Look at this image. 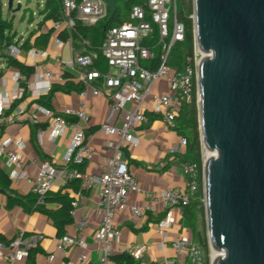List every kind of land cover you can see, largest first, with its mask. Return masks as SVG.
Listing matches in <instances>:
<instances>
[{"label":"built area","instance_id":"1","mask_svg":"<svg viewBox=\"0 0 264 264\" xmlns=\"http://www.w3.org/2000/svg\"><path fill=\"white\" fill-rule=\"evenodd\" d=\"M60 1L62 20L54 24L55 31H59L63 24L67 31H70L76 21L83 26H94L110 15L104 0ZM184 37L185 26L177 18V0H144L133 4L128 13V21L110 27L104 34L99 53L106 70L94 67V61L98 58L95 53L71 56L68 61L57 60L63 69H84L79 75V80L84 86L80 92V108L76 111L66 109L62 114H57L46 107L38 108V113L46 120L47 127L52 130V140L65 129L72 133L71 144L63 159V168L67 169L70 165L87 164L93 158V150L85 134L89 124L84 101L87 89L93 96L104 95L109 101V113L98 131L106 136L117 137L118 143L114 148L115 154L106 158L100 166V174H85L78 169L58 170L52 163L44 161L39 163L37 175L30 180L31 194L36 198V206H46L45 198L59 178L77 179L80 180L82 189L93 188L100 191L97 211L100 228L94 236V243L101 253L103 264L109 263V258L117 252L120 243V231L113 222L116 213L128 210L135 217H140L160 207L165 212V218H170L172 210L188 205L197 191L199 169L196 164L188 163L183 165L187 178L185 190L171 188L150 196V201L142 208L130 204V195L141 191L129 172L127 162L120 157L121 149L124 147L139 145V140L133 133L139 123L147 120L146 113L159 115L164 125L173 130L180 104L191 102L193 80L196 81L197 67L202 55L194 45L193 65L188 64L179 71L168 64L172 49L183 43ZM55 45L61 48L64 43L56 38ZM19 50L18 45L13 43L9 45L6 54L16 59ZM27 54L31 59L47 56V52L41 50H30ZM34 75L40 82L49 83V87L51 83L61 81L59 73L43 71L38 67ZM21 79L22 77L16 74L11 101L5 99L0 102V127L3 124L20 121L26 113L25 109L16 108L10 115L5 116L11 108V103L23 98L25 88L20 85ZM157 80L167 84L168 94L159 93V87L154 86ZM94 82L98 84L93 85ZM153 87L154 91L151 93ZM126 106L129 108L126 109ZM119 113H122V125L116 128L113 121ZM67 118L71 120L68 121ZM29 119L32 123H38V114L29 115ZM45 132V129H38L36 135L41 138ZM185 145L186 140L180 138L179 146L184 148ZM14 148L21 150L23 144L9 137L0 139V159L5 157L8 164L13 167V171L8 176L12 180L24 177L21 172L22 163ZM71 206L69 214L73 217L76 203L73 202ZM43 239L42 235L37 234L26 239L24 232L21 231L10 242L0 241V262L22 263L28 250L38 248ZM72 247L87 249L86 242L78 234V229L73 234L66 232L56 242V250L64 256ZM172 249L176 253L177 261L167 260L164 264H204L203 251L195 242L177 240L172 242ZM126 251L135 260L143 262L146 247L134 245L128 247ZM86 261L87 256L82 254L77 263L68 261L66 264H85Z\"/></svg>","mask_w":264,"mask_h":264},{"label":"crops","instance_id":"2","mask_svg":"<svg viewBox=\"0 0 264 264\" xmlns=\"http://www.w3.org/2000/svg\"><path fill=\"white\" fill-rule=\"evenodd\" d=\"M2 3L3 12L6 5L4 0H2ZM13 14L11 18L14 17ZM56 22L53 20L43 21L41 16L37 29H33L25 38L21 37L14 44H17L20 49L16 60L33 67L34 72L38 67L43 71H50L54 74L59 73L61 81L53 82L49 87V83L40 82L34 74L26 80L17 70L8 68L4 64L0 65L2 73L0 79V102L5 99L11 101L15 88L16 74L22 77L19 81L20 85L25 83L26 86L24 93L26 97L12 102L11 105L15 103V106L13 109L10 108L5 113V116L10 115L16 108L25 109L26 113L20 121L12 124H3L0 127V130L2 129L0 139L9 137L13 141H20L23 144L21 150L16 148L13 150L20 158L22 163L21 172L24 177L14 180L10 179L11 190L20 196L31 194L30 180L37 175L38 165L41 162H50L58 170L71 171L78 169L80 171L74 165H70L67 169L63 168V159L71 144L72 133L65 129L52 140V130L47 127L46 120L38 113V108L44 106L36 103L38 99L47 95L54 85L63 86L66 83H72L73 85L83 86V83L79 80V75L84 72V69H63L57 62L58 59L68 61L71 56L81 53L74 48L70 39L67 38V40L63 41L59 38V34L67 31V29L63 24L59 31H55L53 26ZM43 36H48L47 42L45 44L38 42L34 46L36 40H41ZM27 38H29L31 47L25 49L22 45ZM56 38L63 41V47L59 48L55 45ZM30 50L47 52V56L31 59L27 54ZM64 55L67 58H64ZM97 82L92 84L96 85L98 84ZM80 101V92L73 90L68 93L57 91L50 99L49 109L57 114H62L66 109L76 111L80 108ZM84 101L86 105L85 113L89 116V124L85 134H89L88 140L93 150V158L89 163L84 164L81 172L97 175L101 172L100 166L104 160L115 154L114 148L118 143V139L115 136H106L98 131V128L104 123L109 113L108 99L104 95L95 97L87 89ZM128 108L129 106H126V109ZM31 114H38V123L35 124L30 121L29 115ZM146 114H150V117L146 115L147 120L139 123L133 133L138 138L139 145L136 147H124L120 152V157L127 162L129 172L136 180L137 186L141 191V193L130 195V204H136L141 208L150 201V196L158 195L167 189L185 190L187 181L183 171L184 164L178 158H175L176 154L184 151V148L179 146V136L164 125L159 115L150 112ZM121 117L122 113H119L116 119L114 118V127H121ZM67 120L70 121L71 118H67ZM35 125H38V127L35 128ZM38 129H45L46 131L41 138L36 135ZM0 168L8 176L13 171V167L8 164L5 157L0 159ZM70 180L77 179H57L47 196L51 197L57 193H62L69 194L73 198L72 203H76L75 213L72 217L73 223L65 228V233L73 234L78 229V234L86 242V250L72 247L68 250L67 255L64 256L56 250V242L59 237L50 219L37 211L27 214L20 207L7 209L5 207V196L0 194V238L2 242H10L21 231L24 232L26 239L32 235H42L44 239L39 243L38 247L41 253H36L33 256L34 264H66L68 261L77 263L79 256L82 254L87 256L85 264H103L101 262V253L94 243V236L100 228V219L97 214L100 191L98 189H82L80 187V191L74 193L66 188V184ZM45 207L47 210H56L59 205L48 202ZM113 222L120 231V243L115 254L126 251L128 247L134 245H144L146 253L142 264H164L167 260L177 261L176 253L172 249V242L177 240L194 242L190 232V224L184 218L182 209H173L170 218H165V212L160 207H156L154 212H148L140 217H135L130 211L125 210L116 213ZM0 264L7 263L0 262ZM15 264H27V256L22 263ZM108 264L113 263L109 260Z\"/></svg>","mask_w":264,"mask_h":264},{"label":"water","instance_id":"3","mask_svg":"<svg viewBox=\"0 0 264 264\" xmlns=\"http://www.w3.org/2000/svg\"><path fill=\"white\" fill-rule=\"evenodd\" d=\"M193 25L211 264H264V0H193Z\"/></svg>","mask_w":264,"mask_h":264},{"label":"trees","instance_id":"4","mask_svg":"<svg viewBox=\"0 0 264 264\" xmlns=\"http://www.w3.org/2000/svg\"><path fill=\"white\" fill-rule=\"evenodd\" d=\"M139 0H129L127 2L118 1L116 2V10L114 16L109 20V15L99 21L94 26H83L80 22L76 21L74 28L70 31H63L59 34V38L63 41L70 39L76 50L80 51L81 54L95 53L98 55L97 60L94 61V67L96 69H102L104 66L103 59L99 53V47L103 41V37L107 29L113 26L124 23L126 20L123 15L120 14L121 5L129 13L130 7L133 4L139 3ZM123 3V4H121ZM121 4V5H120ZM3 3L0 0V65L4 64L8 68H13L22 74L25 79H29L34 74V68L29 67L16 59L7 56L6 51L9 45L14 43L16 33L12 30L11 19H5L3 17ZM62 5L60 0H45L42 10L39 14L43 17V21L53 20L59 21L62 18L61 15ZM110 14V12H109ZM193 15V3L192 0L185 2V0H177V18L185 26V37L184 42L178 44L181 48L177 58H174L171 63L174 68L182 71L188 64L193 65V52H194V25L191 16ZM42 37V36H41ZM48 36H43L41 40L37 39L34 46L38 42L46 43ZM177 46V45H176ZM23 48H30L29 38H27L23 45ZM188 60L190 62L188 63ZM156 64V60H154ZM104 71V70H103ZM2 73L0 71V79ZM21 86L25 88V83H21ZM71 90L81 92L83 90L82 85H73L72 83H66L63 86L54 85L51 87L49 93L36 101L41 106L50 108V99L53 94L57 91L70 92ZM26 97L25 94L23 98ZM15 103L11 105L13 109ZM150 117V114H146ZM69 121V120H68ZM35 128L38 125L34 126ZM173 131L179 136V138L186 140L184 151L180 154H176L175 158H178L182 164H196L199 169V185L194 196L190 199V202L185 207H182V213L184 218L190 224V232L193 237V241L197 243L204 254V264H208V239L205 222V210L203 202V182H202V146L200 140L199 130V117H198V106L196 99V81L193 80V96L190 103H181L179 111L175 117V126ZM2 129L0 130V136ZM89 137V134L86 135ZM81 166H76L82 171ZM11 181L6 173L0 168V194L5 196L7 209L14 207H20L24 212L30 214L32 212H40L50 219L57 231L58 237L65 234V228L73 223V219L69 212L72 209L71 203L73 198L69 194L57 193L51 197H46L45 202H52L59 205L56 210H47L45 206H36V198L30 194L28 196H20L11 190ZM81 182L79 180H70L66 184V188L72 190L74 193L80 191ZM200 226V229L198 227ZM2 241V239L0 238ZM36 253H41L38 248H31L27 252V264H34L33 256ZM109 260L113 264H142L141 261L135 260L127 251L112 255Z\"/></svg>","mask_w":264,"mask_h":264},{"label":"rangeland","instance_id":"5","mask_svg":"<svg viewBox=\"0 0 264 264\" xmlns=\"http://www.w3.org/2000/svg\"><path fill=\"white\" fill-rule=\"evenodd\" d=\"M44 1L45 0H14L13 2V8L15 9L18 5V3L20 4V10L18 12H15L13 14V21H12V30L13 33H16V36L14 38V43L20 39L21 37H26L28 35V33L30 31H32L33 29H37V24L41 19V15L39 14V11L42 10V7L44 5ZM5 5L7 4V0H4ZM185 2H189V0H185ZM193 3V0H192ZM123 4V3H121ZM120 4V5H121ZM120 14L123 15V17L125 18L126 21H128V12L126 11V9L121 5V11ZM3 17L5 19H11L12 17V13L9 10H7V7L5 6L4 11H3ZM192 20H193V15L191 16ZM54 41V39H53ZM181 51V48L179 47V45L175 46L169 56V60H168V64L170 66H172L173 68L175 66H173V64L171 63V61L174 58H177L176 56H178L179 52ZM64 58H67L66 55H64ZM103 70H106V65L104 64V66L102 67ZM154 86H158L160 88V94H168V87L167 84L162 81V80H157L154 84ZM154 91V87L151 89V93ZM203 156L205 157V153H203L202 151V159ZM113 221H114V217H113ZM198 229H200V226L198 227ZM212 255L213 253L209 250L208 253V264H211L212 261Z\"/></svg>","mask_w":264,"mask_h":264},{"label":"bare ground","instance_id":"6","mask_svg":"<svg viewBox=\"0 0 264 264\" xmlns=\"http://www.w3.org/2000/svg\"><path fill=\"white\" fill-rule=\"evenodd\" d=\"M202 57H203V56H202ZM204 153H205V158L213 156L212 153H208V152H204ZM221 255H222V253L213 252L212 257L214 258V257H216V256H221ZM213 258H212V259H213Z\"/></svg>","mask_w":264,"mask_h":264}]
</instances>
